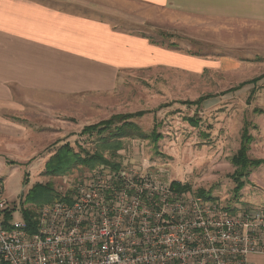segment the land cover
<instances>
[{
    "label": "crops",
    "instance_id": "obj_1",
    "mask_svg": "<svg viewBox=\"0 0 264 264\" xmlns=\"http://www.w3.org/2000/svg\"><path fill=\"white\" fill-rule=\"evenodd\" d=\"M112 16L147 23L169 39L182 34L200 48L264 52V0H0L3 153L23 154L21 144L36 141L60 149L81 107L97 110L126 73H202L222 65ZM247 264H264V256L251 255Z\"/></svg>",
    "mask_w": 264,
    "mask_h": 264
},
{
    "label": "rangeland",
    "instance_id": "obj_2",
    "mask_svg": "<svg viewBox=\"0 0 264 264\" xmlns=\"http://www.w3.org/2000/svg\"><path fill=\"white\" fill-rule=\"evenodd\" d=\"M108 18L120 26L143 30L163 44L172 46L174 43L189 54L200 52L222 60V65L216 71L202 73L165 69L126 73L117 92L101 98L102 104H97V110H91L92 104L81 107V115L74 119L71 128L65 126L63 145L70 144L75 151L86 149L92 153L94 138L80 136L84 127L114 114L146 111L135 122L147 134L155 131L159 139H125L116 163L130 166L146 163L153 169L165 171L171 183L189 185L195 193L205 190V196L217 198L227 209L264 210V166L251 171L246 186L237 194L232 178L236 168L231 161L240 148L246 121L253 125L250 133L254 141L249 156L264 159V79L255 86L227 92L264 74V52L256 50V55L234 48H200L186 41L182 34L169 39L166 32L147 23H135L132 17ZM200 97L207 98L199 104H186ZM189 118L195 119L198 125L191 124ZM21 146L27 147L23 154L10 150L3 153L4 148L0 147V181L9 204L17 208L10 222L24 220L22 210L36 211L52 202V197L43 196L41 189L36 187L38 183L50 184L54 188L53 195L55 191L64 195L90 174L79 166L68 173L54 172L46 167L50 155L58 151L56 147L60 144L36 141Z\"/></svg>",
    "mask_w": 264,
    "mask_h": 264
},
{
    "label": "built area",
    "instance_id": "obj_3",
    "mask_svg": "<svg viewBox=\"0 0 264 264\" xmlns=\"http://www.w3.org/2000/svg\"><path fill=\"white\" fill-rule=\"evenodd\" d=\"M37 210L36 228L4 224L0 264H247L264 256V210L227 209L146 165L102 166Z\"/></svg>",
    "mask_w": 264,
    "mask_h": 264
},
{
    "label": "trees",
    "instance_id": "obj_4",
    "mask_svg": "<svg viewBox=\"0 0 264 264\" xmlns=\"http://www.w3.org/2000/svg\"><path fill=\"white\" fill-rule=\"evenodd\" d=\"M263 79L264 74L242 82L240 85L228 90L227 92L240 90L248 85L255 86ZM206 98L207 97H200L198 100L186 102V104H199ZM145 112L146 111L114 114L109 119L84 127L80 136H87L91 139L94 138L92 141L95 143L94 152L90 153L86 149L75 151L70 144H65L50 158L46 167L52 168L54 172L61 170L65 171V173L74 170L78 166L89 170L90 173L102 166L118 169L121 165L120 163H116V159L119 158V152L123 149V142L125 139L153 138L156 141L159 139V135L155 131L147 134L135 122L136 119L139 120V118H142L146 114ZM188 120L194 126L198 125V122L195 119L189 118ZM252 127L253 125L250 122L246 121L244 123L240 148L231 160L233 166L236 168L235 172L232 174V178L236 183L235 192L237 194L246 186L251 171L264 166V159H253L249 156L250 145L254 141V137L250 133ZM173 186L179 190H191L189 185H182L180 182H174ZM36 187L41 189L43 196L46 195L47 197H52L51 201L64 199L58 191H55V194L53 195L54 188L50 184L44 185L38 183ZM204 192L205 190L203 189L198 190V194L205 196ZM16 209V205L14 207L11 205V207L6 211L4 219L6 228H8V222L13 218V214ZM22 216L26 222L28 230L33 232L36 228L38 217L37 210H22Z\"/></svg>",
    "mask_w": 264,
    "mask_h": 264
}]
</instances>
